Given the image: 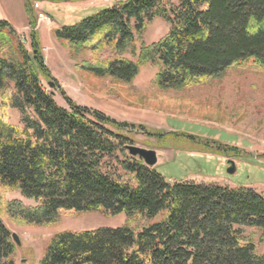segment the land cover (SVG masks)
Wrapping results in <instances>:
<instances>
[{"label":"trees","instance_id":"obj_1","mask_svg":"<svg viewBox=\"0 0 264 264\" xmlns=\"http://www.w3.org/2000/svg\"><path fill=\"white\" fill-rule=\"evenodd\" d=\"M24 2L29 49L0 19V104L16 109L22 124L0 117V190L15 189L35 205L12 201L5 209L34 226L56 224L61 212L126 217L116 227L55 233L36 264H264V250L245 235L246 228L264 230V196L246 186L167 180L127 151L133 124L64 93L67 107L57 104L42 84L51 76L32 0ZM155 18L167 23L166 35L137 49ZM53 36L73 56L88 54L79 66L95 76L129 84L140 65L157 63L152 85L181 91L250 62L264 68V0H117ZM136 222L143 224L134 229ZM15 249L0 218V264H14Z\"/></svg>","mask_w":264,"mask_h":264},{"label":"rangeland","instance_id":"obj_2","mask_svg":"<svg viewBox=\"0 0 264 264\" xmlns=\"http://www.w3.org/2000/svg\"><path fill=\"white\" fill-rule=\"evenodd\" d=\"M34 1L40 3V10L51 21L48 29L46 22H41L37 28L39 21L36 19L35 30L51 76L49 82L53 83L50 86L43 79L42 84L52 92L57 104L67 107L62 97L64 93L76 104L133 124L135 128L128 133L131 139L128 144L155 150L154 167L167 180L185 179L229 188L255 186L251 188L254 191L262 189L257 185L264 184V68L250 62L228 69L220 78L181 91H162L152 85L159 69L157 63L140 65L129 84L98 77L79 66L90 56H73L66 42L53 36V29L75 24L105 8L107 5L99 6L105 1L117 0H32V3ZM26 9L24 0H0V19L9 18L15 25L24 23L25 26L28 24ZM29 31L28 25L18 32L26 39L28 49ZM167 31V23L155 18L136 42L137 49L141 44L159 41ZM136 54L127 52L123 57L136 61ZM108 55V52L103 54ZM0 117L7 124L22 126L20 114L14 108L0 104ZM218 145L236 150L227 155L223 150H215ZM229 161L235 167L230 174L227 173ZM12 201L26 206H34L35 202L15 189L0 190V218L19 240L18 244L13 241L16 245L12 256L14 264H36L45 244L57 232L126 223L124 214L61 212L54 225H28L9 216L5 204ZM141 224L143 222L132 223L134 229ZM245 235L258 252L264 250V230L246 228Z\"/></svg>","mask_w":264,"mask_h":264},{"label":"water","instance_id":"obj_3","mask_svg":"<svg viewBox=\"0 0 264 264\" xmlns=\"http://www.w3.org/2000/svg\"><path fill=\"white\" fill-rule=\"evenodd\" d=\"M49 85L52 86L53 83L49 82ZM126 148L130 155L141 158L144 164H146L147 166H150V167L154 166L157 162L156 152L153 149H147V148L135 146L132 144H128ZM229 163H230V166L227 168V173L230 174L234 172L235 167L232 161H229ZM11 237L16 244L19 243V240L14 233L11 234Z\"/></svg>","mask_w":264,"mask_h":264},{"label":"crops","instance_id":"obj_4","mask_svg":"<svg viewBox=\"0 0 264 264\" xmlns=\"http://www.w3.org/2000/svg\"><path fill=\"white\" fill-rule=\"evenodd\" d=\"M106 2V3H105ZM103 4H100L99 6H101V5H107V6H105V7H109V6H111L112 5V3H111V1H105ZM4 20H7V21H9L14 27H15V29L19 32V30L20 29H23V28H28V24H26L25 26H24V23L23 24H21V25H19V26H17V24L15 25L13 22H11L10 20H9V18H7V19H4ZM41 22H46L47 23V29L49 28V25L51 24V21L49 20V18L47 19V20H42V21H39L38 22V25H37V28H38V26H39V24L41 23ZM53 28H55V27H53ZM54 30V29H53ZM257 186H259V188H262V189H260V190H255L256 192H258V193H261L263 196H264V184H262V185H257ZM246 187H249V188H255V186H246Z\"/></svg>","mask_w":264,"mask_h":264},{"label":"built area","instance_id":"obj_5","mask_svg":"<svg viewBox=\"0 0 264 264\" xmlns=\"http://www.w3.org/2000/svg\"><path fill=\"white\" fill-rule=\"evenodd\" d=\"M32 6L34 11L36 12V19L38 21L47 20L46 15L42 11H40V3L38 1H34L32 3Z\"/></svg>","mask_w":264,"mask_h":264}]
</instances>
